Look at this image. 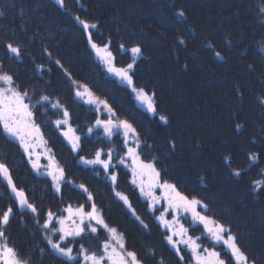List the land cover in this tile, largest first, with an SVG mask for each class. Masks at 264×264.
<instances>
[{
  "label": "trees",
  "instance_id": "trees-1",
  "mask_svg": "<svg viewBox=\"0 0 264 264\" xmlns=\"http://www.w3.org/2000/svg\"><path fill=\"white\" fill-rule=\"evenodd\" d=\"M64 8L67 11L54 0H0L3 12L0 39L5 43L14 40L23 52L21 60L16 61L0 46V62L10 66L17 76L26 67L22 65L23 60L36 61L31 57L36 53L34 45H42L41 53L47 47L53 60L60 59L75 80H83L95 95L113 106L118 117L134 124L141 140L152 145L151 149H143V157L147 160L159 157L157 167L166 169L164 178L207 203L206 214L231 228L250 260L264 264V188L254 189L252 185V181L264 179L261 175L264 170V103H261L264 100V17L259 14L264 0H64ZM178 12H183V17ZM77 15L98 23V28L93 30L97 44L103 45L111 39L117 67L131 62V53L120 50V44L126 48L141 46L143 55L137 61L135 84L149 93L155 92L158 112L169 118L167 125L144 111L133 100L130 89L104 71L99 59L94 58L86 35L73 20ZM180 40L184 43H179ZM35 61L26 73V80L40 79L35 65L42 63ZM45 66L52 69L50 73H43L45 82L52 80V76L56 82L62 79L63 73L54 63L48 60ZM56 97L62 98V103L69 107L71 119L79 117L75 124L84 130L81 116H93L89 106L76 102L72 93L59 92ZM237 125H241L239 130ZM95 138H89L92 151L109 147ZM169 141L175 142L174 150ZM63 143L62 138L60 146ZM51 144L61 156L58 161L68 177L82 181L88 177L96 179L99 186L105 184L101 169L91 170L77 164L68 153L62 157ZM119 144L113 142L111 147L121 153ZM84 145L81 152H85ZM249 153L259 155L255 164L250 165ZM226 156L231 158L230 165L225 163ZM10 159L22 160L20 154ZM230 169L245 171L236 177ZM95 172L101 176H94ZM23 178L28 180L27 193L38 196V205L60 201L46 178L37 177L31 171ZM125 180L127 176L122 174L118 190L126 189L132 196H138ZM39 187L43 188L40 194ZM97 187L91 190L98 196ZM105 187L103 195L108 197V202L105 207L103 198L100 202L109 215V210L116 207L124 217L116 218V223L125 234L129 248L145 257L147 264H154V259L159 260L158 255L163 253L165 264H178L177 256L164 243L162 231L146 206L136 207L149 224V229L143 230L114 199L110 186ZM24 220L23 226L35 232L33 219ZM9 230L7 235H15ZM32 236L34 242H45L40 231L36 230ZM27 239L26 242L31 241L30 237ZM150 248L156 250L154 259L145 256ZM34 251L39 254L37 248ZM32 252L29 250L26 256L32 264H38L40 254L34 256ZM47 254L44 252V256L48 257ZM53 259L48 260L62 264V258Z\"/></svg>",
  "mask_w": 264,
  "mask_h": 264
},
{
  "label": "snow or ice",
  "instance_id": "snow-or-ice-1",
  "mask_svg": "<svg viewBox=\"0 0 264 264\" xmlns=\"http://www.w3.org/2000/svg\"><path fill=\"white\" fill-rule=\"evenodd\" d=\"M54 2L67 11L64 8V0H54ZM259 14L264 17V8L259 9ZM0 15H3L2 11ZM177 15L183 17L184 13L178 12ZM73 20L81 27L88 45L102 61L104 71L126 85L134 99L149 115L157 118L161 124L167 125L169 118L158 112L155 92L149 93L144 87H137L135 84L137 61L143 55L141 46L126 48L124 44H120L118 46L120 50L131 53V62L117 67L115 57L110 50L111 39L109 38L103 46L93 40V30L98 28V23L89 22L78 15L74 16ZM179 43L183 44L184 41L180 40ZM0 46L5 49L10 59L21 60L22 47L14 40L5 43L0 39ZM42 54L62 71L72 90L73 98L89 106L96 119L88 125L85 133L78 135V129L71 126L69 108L59 97L53 98L50 94L42 92L34 101L32 97L36 94L35 87L30 92L17 83V76L11 71L10 66L0 62V139L15 144L31 171L37 177L49 180L51 189L61 197V200L64 185H69L73 190L78 191L83 202L76 205L66 203L56 211L49 208L43 213V223H41V210L32 202L27 190L18 186L9 163L0 159V187L6 188L11 201L7 207L0 208V264H31L29 256L23 255L14 244L9 243L11 238L6 232L17 210L21 217L25 213L31 214L35 230L43 233L42 239L52 253L62 258V264H147L145 257L140 253L129 250L125 234L106 220L104 211L97 204L96 195L89 186L85 183L77 184L75 180L68 178L65 167L57 160L56 154L48 147V141L44 138L42 126L47 124H51L59 131L70 151L78 157L80 165L102 170V179L110 186L114 199L122 204L143 230H148L149 225L137 213L129 196L118 190L119 169L123 167L127 170L130 174L128 183L138 189L140 198L147 206L146 211L152 214L153 220L162 231L164 243L177 256L180 264H183L185 251L190 253L192 264H256L238 245L237 237L231 232L230 227L205 214L209 208L207 203L197 195L186 194L175 182L164 178L166 169L157 167L159 157L154 156L151 160L143 158V149L145 147L151 149L152 145H147L141 140L140 133L133 123L128 119H119L112 105L106 99H100L87 85L75 80L72 73L64 68L60 59L53 60L52 52L47 47L42 49ZM216 55L219 57L220 54L216 53ZM45 71L50 73L52 69L44 64L35 65V72L40 74L41 79ZM261 103H264V100ZM41 109L44 113L51 111L57 118L38 123L37 116ZM104 116L107 118H101ZM236 127L239 130L241 125ZM93 136L98 142L107 144H111L113 138L119 137L122 154L118 153L115 147L101 146L95 148L91 158L80 155L83 150L82 140ZM169 144L174 150L175 142L169 141ZM258 159L257 153L248 154L250 165L255 164ZM225 163L230 165L231 158L226 156ZM230 171L232 175L239 177L245 169H230ZM95 175L99 176L100 172H95ZM261 175H264V170ZM252 185L254 189L264 188V179L252 181ZM156 212H159V215H155ZM188 217H190V227L197 225L203 227L201 236L189 234V227H185L182 222ZM101 230L107 236L95 250L86 247L83 243L78 250L74 249L73 245L64 246L70 239L76 241L77 238H83L85 235H96ZM205 234L212 242V248L205 247L199 242ZM57 236L58 239L55 238ZM217 246L221 247V251L216 250ZM43 252L44 250L41 249L42 254ZM224 255L228 256L227 260L222 258ZM145 256L154 259L156 250L148 249ZM154 264H165V260L163 257L159 260L154 259Z\"/></svg>",
  "mask_w": 264,
  "mask_h": 264
},
{
  "label": "rangeland",
  "instance_id": "rangeland-1",
  "mask_svg": "<svg viewBox=\"0 0 264 264\" xmlns=\"http://www.w3.org/2000/svg\"><path fill=\"white\" fill-rule=\"evenodd\" d=\"M90 22H93V20L92 19H90ZM104 29H106V27H104ZM104 40H105V38H103ZM106 42L108 41V40H105ZM105 42V43H106ZM41 46L42 45H40L39 43L37 44V45H34L33 46V49L36 51V53H34V55H32L31 57H32V59H36V61L37 62H39L40 60H41V63L42 64H44V65H46L47 64V62H48V59H47V57H43V55H42V53H41V51H40V48H41ZM101 46H103V45H101ZM36 47V48H35ZM111 51H112V49H110ZM93 51V50H92ZM93 53L95 54V52L93 51ZM94 58L95 59H99L98 57H97V55L95 54V56H94ZM44 60H46V62L44 63L43 61ZM34 61L35 60H31V59H29L28 58V60H23V62H22V65L23 66H26V67H24L25 69L23 70V73H21V71H20V73H21V75H20V73L19 74H17V83H19V84H21L23 87H26L30 92L32 91V89H33V87H35V89H36V94L32 97V99L35 101V100H37L38 98H39V95L42 93V92H44V93H46V94H50L53 98H56V95L59 93V92H68L69 94H71L72 93V90H71V88H70V86H69V83H68V81H66V79H64V75H62V79H59L58 80V82H56V80L54 79L55 77L54 76H52V80H50V82L49 83H45V85H44V82H45V78H43V79H37L36 77H35V79H32V80H26L25 78L27 77V72H28V69H30V68H33V66H34ZM35 61V62H36ZM99 61L102 63V61L99 59ZM116 64V63H115ZM117 66V65H116ZM23 69V68H22ZM26 74V75H25ZM73 76V75H72ZM63 80V81H62ZM81 84H83V85H87V87H89L88 86V84H86L83 80H78ZM56 87V88H55ZM99 97V96H98ZM132 97H133V100L135 101V103H137L143 110H144V108L139 104V102H137L135 99H134V96H133V94H132ZM100 99H103V98H101V97H99ZM61 99V102L63 101V99L62 98H60ZM76 102H78L79 103V101H76ZM87 106V105H86ZM68 107V106H67ZM113 107V106H112ZM69 108V107H68ZM69 111H70V109H69ZM145 111V110H144ZM71 113V112H70ZM160 113V112H159ZM43 116H45L46 117V120H53V119H56L57 117L55 116V115H53V113L51 112V111H48L47 113H44L43 112V109H41L40 110V114L37 116V122L39 123V122H41L42 121V118H44ZM73 115H72V113H71V117H72ZM82 118H81V121H82V126H83V128H84V130H82V129H79V125L78 124H75V121L79 118H77L76 117V119H71V121H70V123H71V126L73 127V128H76V129H78V131H77V134L78 135H80V134H82V133H85L86 131H87V127H88V125L90 124L89 123V119H91L92 120V122L96 119V115L93 113V116L92 115H88V117H87V119L84 117V115H82L81 116ZM101 118H107L106 116H104V117H101ZM119 119H123V118H120V117H118ZM41 120V121H40ZM42 132H43V134H44V138L48 141V147L49 148H51L52 150H53V152H55L56 150L53 148V147H51V146H53L51 143H53L54 144V146H56V149H57V152H58V150H59V153L62 155V157L65 155V154H67L68 153V157L69 158H71V159H74V161H75V159L77 158L76 156H74L73 155V153L70 151V148L67 146V142L64 140V138L60 135V133H59V131H57V130H55L52 126H51V124H47V125H44V126H42ZM63 138V141H64V143L62 144V146H60V139H62ZM89 138H91V137H88V138H85V139H83V140H86V143H84L83 141V145H84V149H85V152L83 151V152H81L80 153V155H86V156H88L89 158H91V156H92V154H93V152L94 151H92V148H91V146H90V144H91V142H89ZM96 139V138H95ZM115 139H117V140H115ZM113 142H116V143H118V142H120V138L119 137H115V138H113V141H112V143ZM111 143V144H112ZM111 144H109L108 146L109 147H111ZM11 145H13L12 143H8V142H6L5 140H3V139H0V159H2V160H6L8 163H9V165L11 166L12 165V163H11V157L14 155V154H16V151H15V147L13 148ZM14 146V145H13ZM59 146H60V149H59ZM108 148V147H107ZM121 154H122V152H121ZM24 157V156H23ZM60 157L61 156H59V155H57L56 154V158H57V160H58V158L60 159ZM144 158V157H143ZM145 159V158H144ZM24 160H25V163H26V159L24 158ZM145 160H147V159H145ZM43 163H46V161H42ZM77 164H79L78 163V161H75ZM12 167V166H11ZM12 169H13V172L15 173V177L17 178V179H21L22 177H24V173L23 172H20V169H17L16 167H12ZM91 170H93L92 168H90ZM90 170V171H91ZM120 171V176H122V174L124 175V176H127V180H125L126 181V183L127 184H129L128 183V180H129V176H130V174L127 172V170L126 169H124L123 167H121V169L119 170ZM94 172V171H93ZM94 176H97V175H95V174H93ZM99 176H101V175H99ZM69 179H72V177H68ZM88 178V177H87ZM45 180H47V179H45ZM73 180H75V179H73ZM75 182L77 183V184H79V183H85L86 185H88L89 186V188H90V190H91V187L95 190L96 189V187L97 186H99V184L97 183V181H96V179H91L90 181H88V180H86V179H84L83 181L82 180H75ZM90 182H91V184H90ZM92 185V186H91ZM123 185V184H122ZM130 185V184H129ZM106 186V183L105 184H100V186L99 187H97V189L98 190H100V192H99V194H98V196L96 195V201H99V203H97L102 209H103V207H105L106 206V203L108 202L107 200H108V197L106 196V195H103V192H104V189L106 188L105 187ZM120 186H121V184H120ZM130 187H132V188H134L135 190H136V192L138 193V196H132V192H130V193H128L127 191H126V189L124 190V191H122V192H124L125 194H127L128 196H129V199L131 200V198H132V200H131V202H132V205H133V207L134 208H136V207H138V206H140V204H143V205H145L146 206V204L142 201V199L140 198V196H139V191H138V189H136L134 186H132V185H130ZM43 190V188H41V187H39V190H38V193L40 194L41 193V191ZM91 191H93V190H91ZM121 191V190H120ZM53 193H54V191H53ZM63 193H65L64 195H63V199L61 200V197L60 196H58V195H56V197H58L59 199H60V201H56V200H53V201H51V203L50 204H48V205H38V203H36L37 204V206H38V208L41 210V223H43V213H45L49 208H51L53 211H56L58 208H61L62 206H63V204H66V203H72V204H74V205H76V204H78V203H81V202H83V198L80 196V194L78 193V191H76V190H73L72 188H71V186H68L67 188L65 187L64 188V192ZM134 194V193H133ZM106 197H107V199H106ZM102 198H103V207H102V204H101V200H102ZM133 201H137L139 204L138 205H135L134 204V202ZM11 201L9 200V198H6V199H4V205L7 207V205L10 203ZM0 203H1V201H0ZM118 203H119V201H118ZM2 204V203H1ZM1 204H0V206H1ZM147 207V206H146ZM1 208V207H0ZM136 210H138L137 208H136ZM163 209L161 208V211H162ZM103 211H104V209H103ZM109 211H111L110 213V215L108 214V212H105L104 211V215H105V218H106V220L111 224V225H113V226H116V227H118L119 228V230L121 231V228L117 225V223H116V218H119L120 216H122L121 214H119V211H116V207H113V210H109ZM144 220H145V223H147L148 224V221L144 218V216L142 215V212L140 211V212H137ZM206 214V213H205ZM155 215H159V212H156L155 213ZM207 215V214H206ZM29 216H28V214L27 213H25V214H23V217H21V215H20V217L19 216H15V217H13L12 218V220H11V222H10V224H9V226L7 227V230H8V228L10 229L9 231H10V233H13V232H15V235L13 234L12 236L11 235H9L10 236V241H9V243L10 244H14L20 251H21V253L23 254V255H25L26 256V254L28 253V251L30 250V251H33L32 253H33V255L34 256H39V254H40V256L39 257H37V262H38V264H56V263H52L50 260H48L50 257L53 259V258H57L58 256H56L54 253H52V252H50V254H47L48 255V257L47 256H44V252H43V254L41 253V249H45L46 248V250H48V247H47V244L45 243V244H42V245H40V243L36 240L35 242H34V240H35V237L34 236H32L33 235V233H35L36 232V230H34L35 232H33L32 233V229L31 228H27V226H23L24 225V223H25V220L24 219H26V218H28ZM108 217H109V219H108ZM210 217V216H209ZM21 218H23V223H21ZM122 218H124L123 216H122ZM169 219H171V217L169 216ZM123 220V219H122ZM184 224H185V227H189V234L190 235H192V236H201V234H202V232H203V227L202 226H200V225H197V226H193V227H190V217H188L186 220H183L182 221ZM149 225V224H148ZM21 228H26L25 229V231L24 230H22ZM7 230H6V232H7ZM122 232V231H121ZM36 234V233H35ZM106 236H107V234L103 231V230H101V231H99V233L98 234H96V235H85L83 238H77V240H76V246L74 247V249H79V246H80V244L81 243H83L86 247H89V248H91V249H93V250H95L96 248H97V246H98V244L100 243V242H102L103 240H105L106 239ZM31 238V241H28V242H26V239L27 238ZM56 239H58V236L57 237H55ZM18 239H19V241L20 242H18ZM28 240V239H27ZM126 240V239H125ZM202 245H204L205 247H208V248H212L213 247V244H212V242L209 240V239H207L206 238V234H205V236L204 237H202L201 238V240L199 241ZM74 243V242H73ZM73 243H72V245H73ZM127 243V242H126ZM69 245H71V241L69 240V241H67L66 242V244L64 245V246H69ZM128 246V245H127ZM154 247H156V246H154ZM35 248H37L38 249V252H39V254H37L35 251H34V249ZM128 248H129V246H128ZM129 250H135V249H132V248H129ZM216 250L217 251H221V247H219V246H217V248H216ZM165 255V253H163V254H159L158 255V257L159 258H161V257H163ZM228 258V256L227 255H224V256H222V258L223 259H227ZM59 258V257H58ZM168 259H170V258H168ZM54 260V259H53ZM51 262V263H50ZM32 264V263H31ZM178 264H180V262L178 261ZM183 264H192V261H191V259H190V253H188L187 251H185L184 252V261H183Z\"/></svg>",
  "mask_w": 264,
  "mask_h": 264
},
{
  "label": "flooded vegetation",
  "instance_id": "flooded-vegetation-1",
  "mask_svg": "<svg viewBox=\"0 0 264 264\" xmlns=\"http://www.w3.org/2000/svg\"><path fill=\"white\" fill-rule=\"evenodd\" d=\"M18 166H22V165H18ZM25 182H28V180H20V181H18V183H21V184H23V183H25ZM3 192H5V193H7V191H6V188H4V187H0V201H1V206L0 207H4L5 205H4V198L3 197H1V195H2V193ZM31 198V197H30ZM31 200H33L32 198H31Z\"/></svg>",
  "mask_w": 264,
  "mask_h": 264
},
{
  "label": "bare ground",
  "instance_id": "bare-ground-1",
  "mask_svg": "<svg viewBox=\"0 0 264 264\" xmlns=\"http://www.w3.org/2000/svg\"><path fill=\"white\" fill-rule=\"evenodd\" d=\"M86 180L90 181L88 178H87ZM7 198H8V197H7ZM35 233H36V232H35ZM33 235H36V234L33 233Z\"/></svg>",
  "mask_w": 264,
  "mask_h": 264
}]
</instances>
